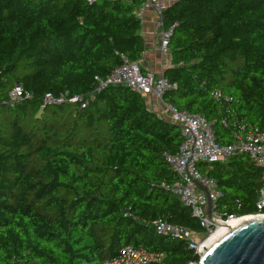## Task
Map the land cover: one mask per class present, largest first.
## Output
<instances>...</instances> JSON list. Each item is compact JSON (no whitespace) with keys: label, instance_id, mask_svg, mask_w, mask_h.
<instances>
[{"label":"trees","instance_id":"16d2710c","mask_svg":"<svg viewBox=\"0 0 264 264\" xmlns=\"http://www.w3.org/2000/svg\"><path fill=\"white\" fill-rule=\"evenodd\" d=\"M140 2L0 0V264H99L124 245L160 253L151 264L198 260L153 225L164 216L204 230L161 187L176 179L165 154L182 141L179 125L124 85H108L86 107L44 102L47 93L91 92L122 55L142 58ZM162 13L166 29L175 23L163 70L175 88L163 101L202 115L220 143L264 129V0H178ZM16 85L32 97L12 107ZM198 167L223 190L220 211L258 212L264 170L247 154Z\"/></svg>","mask_w":264,"mask_h":264},{"label":"built area","instance_id":"2783aa9c","mask_svg":"<svg viewBox=\"0 0 264 264\" xmlns=\"http://www.w3.org/2000/svg\"><path fill=\"white\" fill-rule=\"evenodd\" d=\"M85 1L92 4L100 0ZM176 1L178 0H141L140 6L135 11V15L141 24L145 10L150 9L156 14L159 51L162 56L169 55L168 40L171 30L175 26L173 23L168 29L164 27L162 12ZM95 80L97 86L89 93L77 94L67 90L58 95L47 93L44 102L46 104L71 102L80 107H86L94 94L108 85H124L131 91L142 95L151 110L154 109L151 98L155 99V102L160 106V112L153 111L163 118L168 117V120L180 127L182 141L177 151L174 154H165L168 167L175 174L176 179L172 182L162 181L161 187L176 195L181 203L189 208L191 215L198 219L204 230L197 233L161 216L153 222L158 234L170 239H180L186 242L189 249H193L196 254H199L206 246L204 244L206 237L214 232L219 225L226 224L233 219L264 216V183L256 203L258 212L239 216L236 213H228L218 209L224 192L218 187L214 177L209 175L206 170H201L198 167V164L201 163L224 162L230 157L244 153L257 167L264 170V129L253 128L241 134L234 132V138L231 142H218L212 131L211 123L202 115L187 110H179L163 101L164 90L175 88L174 84L168 83L163 72L156 76L150 71H143L139 61H131L124 55L121 56V63L112 70L110 75L104 79L96 77ZM212 95L221 102L229 101L227 97L222 98L219 91H214ZM31 97V93L24 91L20 85H16L8 93L7 103L13 107L21 100ZM221 123L226 129H231L226 119H222ZM236 207L238 209L240 204L237 203ZM208 208L210 218L208 217ZM161 258L160 253L149 252L142 247L124 245L114 258L99 264H151L159 262Z\"/></svg>","mask_w":264,"mask_h":264},{"label":"water","instance_id":"95a60500","mask_svg":"<svg viewBox=\"0 0 264 264\" xmlns=\"http://www.w3.org/2000/svg\"><path fill=\"white\" fill-rule=\"evenodd\" d=\"M197 255L189 264H264V216L229 226Z\"/></svg>","mask_w":264,"mask_h":264},{"label":"crops","instance_id":"0c3cea01","mask_svg":"<svg viewBox=\"0 0 264 264\" xmlns=\"http://www.w3.org/2000/svg\"><path fill=\"white\" fill-rule=\"evenodd\" d=\"M150 20H152L153 26L149 28ZM141 33L145 39V51L143 52L142 58L139 60L141 68L143 71H150L158 76L167 66L171 65V61L169 55L162 56L160 54L159 37L156 28V14L150 9L143 12ZM151 102L154 105L153 110L160 112V106L155 102V99L151 98Z\"/></svg>","mask_w":264,"mask_h":264},{"label":"bare ground","instance_id":"6f19581e","mask_svg":"<svg viewBox=\"0 0 264 264\" xmlns=\"http://www.w3.org/2000/svg\"><path fill=\"white\" fill-rule=\"evenodd\" d=\"M247 218H249V216L243 217V218H238V219H233V220H230L226 224L219 225L214 232H212L210 235H208L206 237L204 244L209 245L215 238H217L220 234H222L224 231H226L229 228V226L237 224V223H239V222H241Z\"/></svg>","mask_w":264,"mask_h":264},{"label":"rangeland","instance_id":"374dc122","mask_svg":"<svg viewBox=\"0 0 264 264\" xmlns=\"http://www.w3.org/2000/svg\"><path fill=\"white\" fill-rule=\"evenodd\" d=\"M145 20H146V18H145ZM150 21H151V22H150V26H149V28L153 26V22H152V20H150ZM166 118L168 119V117H166Z\"/></svg>","mask_w":264,"mask_h":264}]
</instances>
